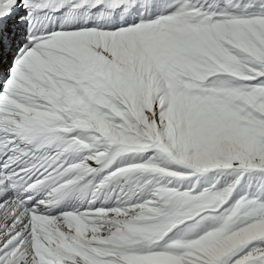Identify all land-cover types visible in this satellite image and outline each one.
Instances as JSON below:
<instances>
[{
	"label": "snow or ice",
	"instance_id": "obj_1",
	"mask_svg": "<svg viewBox=\"0 0 264 264\" xmlns=\"http://www.w3.org/2000/svg\"><path fill=\"white\" fill-rule=\"evenodd\" d=\"M0 264H264V0H0Z\"/></svg>",
	"mask_w": 264,
	"mask_h": 264
}]
</instances>
